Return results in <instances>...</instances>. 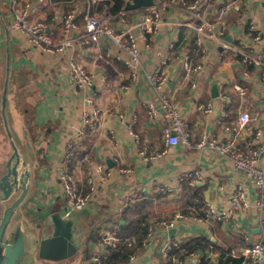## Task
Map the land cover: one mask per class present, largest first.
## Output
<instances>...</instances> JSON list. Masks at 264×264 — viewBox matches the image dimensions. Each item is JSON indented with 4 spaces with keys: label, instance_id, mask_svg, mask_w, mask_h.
<instances>
[{
    "label": "crops",
    "instance_id": "1",
    "mask_svg": "<svg viewBox=\"0 0 264 264\" xmlns=\"http://www.w3.org/2000/svg\"><path fill=\"white\" fill-rule=\"evenodd\" d=\"M101 1L108 0L71 2L78 11L81 33L87 14H101L91 11L92 5ZM229 3L231 7L224 10ZM27 4L31 18L42 21L54 41L64 37L63 15L68 10L63 4L17 0V9ZM146 11L147 8L127 10V21L142 19ZM201 11L215 25L214 37L203 34L202 44H198L191 27L178 26L188 21L189 11L182 6L170 7L158 30L139 40L143 68L134 77L125 64L126 53L107 36L83 37L63 52L46 53L36 48L28 35L15 27L9 0H0V122L6 131L1 106L9 64L6 116L13 139L27 162L24 167L31 172L30 188L12 225L26 220L39 236L43 221L51 212L64 215L71 211L60 184L59 169L80 118L97 110V127L87 130L69 164L79 182L87 177L92 193L91 202L78 212L86 227L81 239L89 228L97 230L99 239L90 242L93 255L107 252L103 230L114 228L120 232V225L126 221L122 217L124 209H118L124 204L126 193L135 188L141 196L127 205L143 198L152 200L149 209L171 214L174 226H157L160 219L152 218L150 224L156 227L153 237L147 235L142 249L133 254L135 259L126 264H161L164 244H178L202 235L230 248L234 256H244L243 250L258 238L260 225L264 224L257 188L225 154L196 145L204 136L239 148L252 140L260 148L264 167V70L260 62L264 58V0H203ZM117 20L113 17L109 22L114 24ZM251 25L256 31L251 30ZM257 31L262 39L255 41ZM244 54L253 56V61L240 64ZM167 55L168 60L161 65ZM71 57L97 76L92 85L79 87L69 79ZM159 65L164 78L161 91L181 110L194 145H171L160 156L157 154L165 148L163 127L168 120L145 74ZM100 74L106 75L105 81L99 79ZM148 103L157 106L156 117L150 116ZM200 105L211 110L206 112ZM242 111L250 117L245 131L236 128ZM8 140L9 152L0 150V177L6 172V162L13 151L9 137ZM196 171L200 178L181 179L184 173ZM188 182L203 187L206 219L184 213ZM240 186L248 206L235 210L232 197L242 190ZM16 197L18 194L10 200ZM209 209L214 210L212 214H208ZM4 210L5 204L0 200V217ZM179 213L187 218L175 219ZM202 256L208 259L206 264H220V253L210 249L187 256L179 264H201ZM244 257L247 264H255ZM87 263L81 253L64 261Z\"/></svg>",
    "mask_w": 264,
    "mask_h": 264
},
{
    "label": "built area",
    "instance_id": "2",
    "mask_svg": "<svg viewBox=\"0 0 264 264\" xmlns=\"http://www.w3.org/2000/svg\"><path fill=\"white\" fill-rule=\"evenodd\" d=\"M100 1V0H93ZM109 1V0H108ZM203 0H196L195 2L189 3L184 0H156L155 4L148 7L146 13L142 19L128 22L126 18L127 10L124 8L123 11L117 16V22L111 24L110 18H115L106 13L101 14H87L86 24L84 31L81 33L79 25L77 23L78 11L76 8L68 11L63 15L64 22V37L58 42L54 41L52 36L46 31L45 24L42 21L31 18L30 5L17 9V0H9L11 8L14 10V25L21 31L28 35V38L33 46L42 50L46 53L63 52L69 46L76 41H79L83 37L98 38L100 36H107L113 43L119 46L125 53V64L132 70V75L137 76L140 69H142L141 60V48L139 46V40L145 38L149 32L158 30L164 12L173 6H182L189 11L190 16L187 22H181L178 26H189L196 34V41L198 44H202L203 34H209L214 37L215 25L209 21L201 11ZM232 3L225 6L224 10L230 8ZM251 30L256 31V27L251 25ZM77 34V35H75ZM261 32H256L253 36V40H261ZM169 55L161 60V65L166 63ZM254 59L249 54H244L240 59V64H248ZM264 70V58L260 59ZM188 67L189 64L185 62ZM148 80L154 86L160 103V110L163 111L167 116V124L163 127V138L165 148L157 155H162L167 151V147L176 144H183L186 147L192 148L189 133L187 131V124L185 118L177 105L165 94L162 90L164 78L160 75V65L153 72H145ZM96 75L89 72L85 65L77 60L75 57L70 58L69 62V79L77 84L79 87H85L92 85L96 80ZM99 79L101 81L106 80L105 74H100ZM149 112L151 117H156L158 114L157 106L154 103H148ZM199 108L209 112L211 108L209 106L200 105ZM97 110L93 113H84L79 120V124L76 127L74 135H72L67 144L66 152L62 158L61 166L59 169V180L62 186L63 192L68 201L69 210H81L86 207L92 200V193L85 195L79 194V181L78 178L70 170V162L75 154V150L80 144L81 140L85 138L86 132L89 129H95L97 127ZM249 114L242 111L239 115L237 129L245 131L249 124ZM225 129L230 130L231 128L226 126ZM137 140L139 138L137 137ZM196 147H210L216 151L225 154L233 166L243 172L252 180L257 188L258 194V205L261 209H264V167L260 162V148L252 140H248L243 148L233 146L231 143L218 142L217 139H209L205 136L201 138L200 142L197 143ZM155 157V156H153ZM104 174L100 176L103 178ZM200 178L199 172L184 173L181 179H197ZM242 190H238L233 194L232 206L233 209H241L248 206L245 201V193L243 186H240ZM141 194L133 188L128 191L125 195V202L118 211H122L127 203L133 199L140 197ZM214 210L209 209L208 214H212ZM218 219L223 218L219 214H214ZM187 216L184 213L176 214L175 219L185 220ZM157 226H164L166 228L173 227L174 221L159 220L156 221ZM261 231L258 238L252 242L250 246L243 250V255L252 259L255 264H264V224L260 225ZM153 224L149 225L148 238H152L155 230ZM116 229H105L102 231V241L107 246H116L118 242V234ZM172 243L169 241L164 244L161 248L162 255L165 254L171 247ZM107 252L101 254H95L88 261L87 264H101L103 256ZM135 256L130 257V261H133ZM242 264H247L245 261Z\"/></svg>",
    "mask_w": 264,
    "mask_h": 264
},
{
    "label": "water",
    "instance_id": "3",
    "mask_svg": "<svg viewBox=\"0 0 264 264\" xmlns=\"http://www.w3.org/2000/svg\"><path fill=\"white\" fill-rule=\"evenodd\" d=\"M155 2L156 0H126L124 8L145 9ZM8 72L9 64L2 93L1 112L13 151L6 162V172L0 177V191L3 193L0 200L5 204L4 213L0 217V264H64L65 260L82 248L81 237L86 227L78 211L72 210L64 215L60 211L51 212L44 219L39 236L35 229L29 228L26 220H18L12 225V220L30 188L31 172L24 167L27 162L23 159L8 125ZM16 194L18 197L10 200Z\"/></svg>",
    "mask_w": 264,
    "mask_h": 264
},
{
    "label": "trees",
    "instance_id": "4",
    "mask_svg": "<svg viewBox=\"0 0 264 264\" xmlns=\"http://www.w3.org/2000/svg\"><path fill=\"white\" fill-rule=\"evenodd\" d=\"M53 2L63 4L66 10L73 9L74 0H52ZM126 0H109L97 2L93 4L91 11L94 9L105 13L108 12L113 16H118L124 10ZM170 1V0H168ZM192 3L196 0H184ZM85 6V5H84ZM93 9V10H92ZM243 8L239 9V12ZM67 11V12H68ZM85 11V10H84ZM81 13V15L84 14ZM79 194L85 195L89 193L90 187L87 183V177L79 183ZM203 187L199 184H185L184 199L187 207L184 213L187 215H199L206 219L205 203L202 195ZM152 200L146 198L139 201L130 202L122 213L125 223L121 224V230L118 232V242L116 246H107V254L103 256L101 264H126L130 257L142 249L144 242L147 240L148 228L152 218L171 221L172 215L165 213H155L149 209ZM99 239L97 230L89 228L82 240V248L79 250L83 262L89 261L92 258L90 242ZM210 249L213 252L220 253V264H242L246 261L244 256H234L231 249L220 246L215 241L207 236H198L181 241L178 244H172L170 249L164 254L161 259V264H179L187 256L194 253L205 252ZM208 259L202 256L201 264H206Z\"/></svg>",
    "mask_w": 264,
    "mask_h": 264
},
{
    "label": "rangeland",
    "instance_id": "5",
    "mask_svg": "<svg viewBox=\"0 0 264 264\" xmlns=\"http://www.w3.org/2000/svg\"><path fill=\"white\" fill-rule=\"evenodd\" d=\"M7 131H4L3 127H2V123L0 122V150H4V152L8 153L9 150H10V147L8 146V143H9V140H8V135L5 133ZM3 140H4V143H3ZM31 210V209H30ZM31 218L32 217V214H33V211L31 210V212H29ZM79 251L77 252V254H75L74 256H78L79 257ZM72 256V257H74ZM71 257V258H72Z\"/></svg>",
    "mask_w": 264,
    "mask_h": 264
}]
</instances>
